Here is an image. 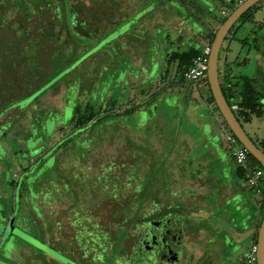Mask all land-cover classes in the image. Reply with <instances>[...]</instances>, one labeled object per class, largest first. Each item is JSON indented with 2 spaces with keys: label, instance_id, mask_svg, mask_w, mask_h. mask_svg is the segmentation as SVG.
Returning <instances> with one entry per match:
<instances>
[{
  "label": "rangeland",
  "instance_id": "rangeland-1",
  "mask_svg": "<svg viewBox=\"0 0 264 264\" xmlns=\"http://www.w3.org/2000/svg\"><path fill=\"white\" fill-rule=\"evenodd\" d=\"M83 1L94 6L89 0ZM105 1L104 4H107V1L113 0ZM199 1L206 11L205 20H210L205 31L197 20L188 15L191 13V8L187 4L189 1L184 4L186 6L184 8L178 5L177 0H118L114 11L111 10L116 17H122L125 13L127 16L134 10L137 12L120 22L113 29L114 31L108 34V38H103V35L101 37L103 39L100 40V43L103 42V48L92 55L89 54L83 65L76 67L73 91L69 90L66 95L61 96L64 92V88H61L59 93H49L44 96L48 109L53 110L51 114L47 113L44 107L35 109L31 106L26 115L19 118V113H24V108L29 105L33 97L23 95L18 99L20 108L12 109L10 112L9 121L13 124L5 123L2 126L8 133L0 144V264H57L49 257L55 258L56 253L44 244L50 227L48 225L43 227L42 221L48 224L52 210L58 205L51 200L49 202L53 209L46 205L39 208L38 201L48 198L47 193L43 196L44 192L65 193L72 196L82 193L83 202L87 196L92 198L94 205L99 204L92 214L93 221L101 219L104 214L108 216L109 225L122 220L123 216L119 208L129 203L131 188L125 187L122 192L124 195L118 199L104 194L107 198L101 200L103 186L107 183V176L104 174L108 170L105 169V173L101 174L103 179L94 175L100 173L95 165H99L102 161L108 165L110 159L116 160V164L125 161L127 166L132 165L130 169H133V173L140 178L138 182L142 183L146 180L148 184L145 192L148 191L153 195L157 190L162 194L170 192L171 197L159 193L160 201L165 202L166 205L182 202V205L189 206L200 200L210 204L208 210L212 219H205L203 216L193 217V215L184 217L188 231L190 230L191 233L196 228H203L200 240L205 248L210 245L204 241L205 239L214 240L217 246L214 253L216 264H250L246 255L253 242L249 232L254 228L255 223L250 215L256 207L253 197L259 200L261 193L256 192L249 198L247 193L243 192L244 189L249 191L248 188L243 186L242 181H239L235 175L236 165L225 139L226 131L221 127V118L212 108L213 105L204 100L207 78L187 82L181 77L183 80L174 83V67H171L166 80V84H171L168 86L169 92L158 91L149 99L150 104L147 108L140 112L122 114L118 134L114 133L107 139H102L96 146L92 141L85 146L75 144L74 148L68 150L69 152L66 151L65 146L56 150L59 145L57 140L61 135L57 134L58 127L66 124L73 116L74 103L78 99L75 94L80 91L79 83L82 78L80 70H84L89 76L85 78L83 86L99 90L101 84V91L105 95L107 87L111 86L110 81L114 72L118 76L117 81L119 78H126V80L124 78L126 84L123 83L122 86H129L130 75L134 77L138 69L147 68L151 60H154L153 64L159 63L162 59L157 58L156 55L160 57V51L166 50L170 45L172 33L179 32L193 41H198L200 45L208 42L216 26V20L220 15L222 16L221 11L232 9L231 6L236 0ZM94 9L98 11L97 6ZM253 9V19L237 20L223 40L218 55V79L224 90L227 78L233 83L237 78L254 79L253 85L262 94L260 101L264 103V24H261L264 20V2L258 1L253 5ZM108 27L109 24L103 19L101 28L105 31ZM120 34H125L120 46H117V42L111 46L107 44L108 39H116ZM134 39L141 40V43L133 44ZM179 39L173 37L171 45L180 44ZM186 43L192 45L191 40ZM141 47L142 50L137 52L138 55L133 56ZM170 50L171 48H168L167 52ZM156 68L154 65L153 71H156ZM122 72L125 74L123 75ZM153 76L154 73L143 74L140 81L135 80V86L147 88L152 84L155 90L156 80ZM139 83L142 86H139ZM121 84L122 82L119 81V85ZM184 91L190 93L199 103L200 109L206 110L210 118L215 120L208 122L209 119H206L205 114L199 115L196 111L185 112L184 106L187 100L184 95L181 96ZM134 100L135 102L139 100L138 93H135ZM33 109L36 110L34 113L31 112ZM31 114L35 115V118L39 117L37 123L32 119ZM5 118L0 119V124L4 123ZM238 120L251 140L264 151V104L261 106L260 116L253 113L250 121L245 122L240 116ZM70 127L69 125L65 132L69 131ZM161 130L165 134L158 133ZM90 138L89 140L93 139L92 135ZM165 145L168 146L164 147ZM41 155L43 157L40 159ZM182 157L185 162L180 161ZM96 161L99 162L95 164ZM190 162L194 168L200 167V171L206 176H212L217 185L211 193L207 192L201 199L199 193L204 189L202 183L205 178L200 174L193 178L188 175V169L183 172L180 168L181 165H189ZM148 176H156L159 179L152 188L149 186ZM225 184H230L237 190L240 199L238 205L231 199L226 202L219 201V187ZM229 187L227 186L226 195L231 190ZM261 190L264 192V184ZM144 206L146 211L145 203ZM182 208L186 211L188 207L182 206ZM115 212L118 215L113 217L112 214ZM63 218L62 216L58 218L62 221L63 233L70 236L73 230ZM216 221L218 223H215ZM214 224H217L219 229L214 230ZM29 230H34L36 234L27 233ZM38 232L40 238L37 236ZM62 246L65 244L63 243ZM95 247L96 245L93 249ZM194 251L195 255H198L196 248ZM90 255H94V250Z\"/></svg>",
  "mask_w": 264,
  "mask_h": 264
},
{
  "label": "trees",
  "instance_id": "trees-1",
  "mask_svg": "<svg viewBox=\"0 0 264 264\" xmlns=\"http://www.w3.org/2000/svg\"><path fill=\"white\" fill-rule=\"evenodd\" d=\"M177 1L178 5L181 7L184 6V8H186L184 4L189 1L187 4L191 8V13L188 15L194 20H197L205 28V31L210 20H205L206 11L202 7V3L199 0ZM90 2L94 6H90L83 0H0V119L6 117L4 123L0 124V144L3 143V137L8 133L2 126L5 123L12 125L13 122L9 121L10 112L12 109L20 108L18 99L23 95L33 97L30 103H28V108H24V113H19V118L25 116L31 106H34L35 109L44 107L47 109L46 112L51 114L50 112L53 110L48 109L49 106L46 105L44 96L49 93H59L61 88H64L61 96L66 95L69 90L73 91L75 69L79 65H83L84 60L90 55L100 48H103V42L100 43L101 39L108 38V34L114 31L113 29L120 22L137 12L134 10L127 16L125 13L122 17H116L111 10L114 11L118 0L107 1V4H104L106 2L105 0H89ZM96 6L98 11L94 9ZM235 6L236 2H233L231 7L233 8ZM137 10L139 11L138 8ZM253 13L254 9L252 6L237 20L244 18L252 20ZM225 18L223 17L219 23L221 24ZM103 19L109 24V27L105 31L101 28ZM215 31L216 29L210 35V43L214 38ZM124 35L120 34L116 39H108L107 44L111 46L117 42V46H120V41L124 38ZM171 35L170 45L166 47V50L160 51V57L156 55L157 58L162 60L154 64V60H151L152 62L148 64L147 68L141 67L138 69L134 77L130 75L131 82L128 83L129 86H122L126 80L123 77L125 72H122L123 78H119V81L122 82L121 85H119V81H117L118 76L114 72V76L111 77L110 81L111 86L107 87L105 95H103L101 84V89L99 90L98 88L93 90V88L83 86L85 78H89V76L84 70H80L82 78L79 83L80 91H77V94H75L78 99L74 103L73 116L66 124H61L58 127L57 134L61 135L58 137V140L56 139L58 141L56 142L59 144L56 150L61 148V146H65L67 147L66 151L69 152L68 150L74 148L75 144L85 146L92 141L96 146L102 139H107L108 136H112L114 133L118 134L121 125L120 116L122 114L140 112L144 108H147L148 104H150L149 99L157 94L158 91L169 92L168 86H171V84H166V80L171 71V67H174L173 82L179 83V81L183 80L181 77H183L184 71L191 65L193 58L199 53L200 47L198 43H193V39L179 32L172 33ZM173 37L180 38V44L171 45ZM189 40L192 41V45L186 43ZM140 41L134 39L133 44L137 45L141 43ZM144 41L146 42V40ZM168 48H171L169 52H167ZM141 50L142 47L134 55L132 53V55L137 56V52ZM154 65L157 67L155 69L156 71H153ZM151 73H154L153 79L155 78L156 80L155 90H153L152 84L147 88H137L135 86V80L140 81L143 78V74ZM232 84V89L224 90L222 86L221 89L228 103L229 96L233 95L235 101L239 104L240 111L235 114L237 120L238 116H240L245 122L250 121L253 113L260 116L261 106L264 104L260 99L263 96L255 89L253 85L254 79L245 77L237 78L236 82H232ZM139 86L142 85L139 83ZM206 86L207 92L206 95H203L204 100L212 104V108L218 112V116L222 122V129L232 133L214 103L207 79ZM135 93L139 94V100L137 102L134 100ZM182 95L187 100L184 106L185 112L191 110L196 111L199 115L207 114L206 110L200 109L199 103L190 93L184 91ZM94 97L100 100H95ZM159 102L161 101L159 100ZM35 109L31 112L34 113L36 111ZM38 118L32 115V119L36 123L38 122ZM69 125L71 126L69 131L65 132ZM91 135L93 139L89 140L91 139ZM103 135H106V137H103ZM42 157L43 155L39 158L41 159ZM109 161L110 163L108 165H105L103 161V165H95L99 168L100 173L99 175L94 173V175L96 177L101 176V174L105 173V169L108 170L104 174L107 176V183L103 186V191L113 199H118L121 195H124L122 192L125 187L129 186L131 188L129 203L121 206L119 211L124 220L125 218L129 219V223L138 222L143 216L141 209L144 203L146 204L148 202L149 204L157 205L160 201L161 196L159 193L161 192L157 190L154 195L148 191L145 192L148 189V184L146 180L142 183L138 182L140 178L136 173H133V169H130L132 165L127 166L125 161L121 162V164H116V160L114 159H110ZM98 162L96 161L94 163L96 164ZM249 162L252 165H260L250 153ZM247 174L248 172L244 168L235 167V175L239 181H242V185L243 181L247 178ZM101 177L103 179V176ZM148 179L150 180L149 186L151 188L159 182L156 176H148ZM137 191L141 192L139 196H136ZM254 193L252 192L250 194ZM162 195L172 196L170 192ZM262 196L261 214L263 215L264 192H262ZM168 205L174 211H179L180 209L185 211L182 208L184 205L180 206V203L179 205L175 203H169ZM185 212H188L187 215L193 214V211L187 210V208ZM117 215V212L112 214L113 217ZM256 238L257 235L253 238V243H256Z\"/></svg>",
  "mask_w": 264,
  "mask_h": 264
},
{
  "label": "flooded vegetation",
  "instance_id": "flooded-vegetation-1",
  "mask_svg": "<svg viewBox=\"0 0 264 264\" xmlns=\"http://www.w3.org/2000/svg\"><path fill=\"white\" fill-rule=\"evenodd\" d=\"M100 164L103 165L102 162ZM45 193L48 198L38 201L39 208L45 205L52 208L51 200L58 205L52 208L48 224L42 221L43 227H50L46 243H43L56 253V257L47 255L57 264H216L214 253L217 247L214 240L205 239L210 244L205 248L200 240L202 231L198 228L191 233L188 231L184 221L187 214L183 209L174 211L163 201L157 205L147 202L146 211L144 205L141 209L143 216L140 221L129 223V219L122 218L109 225L105 214L93 221L92 214L99 204L94 205L91 197L86 196V202H83L82 193L72 196L44 192L43 196ZM101 194V200L107 198L104 197V194L107 196L106 192ZM136 194L139 196L141 192L137 191ZM59 216L64 217L65 223L72 228L70 236L64 235ZM32 232L35 233L34 230L27 231ZM63 243L65 246H62ZM194 248L198 255H195ZM93 250L94 255L91 256Z\"/></svg>",
  "mask_w": 264,
  "mask_h": 264
},
{
  "label": "water",
  "instance_id": "water-1",
  "mask_svg": "<svg viewBox=\"0 0 264 264\" xmlns=\"http://www.w3.org/2000/svg\"><path fill=\"white\" fill-rule=\"evenodd\" d=\"M260 0H245L241 4L235 6L226 16L225 20L217 27L214 38L211 42V51L208 59L207 81L214 98V103L218 108L223 120L229 130L234 134L238 141L247 148L249 153L259 162L264 169V151H262L247 135L235 114L230 109L228 102L222 92L218 79V55L222 42L227 35L229 29L237 21V19L250 7ZM257 264H264V214L257 230L256 238Z\"/></svg>",
  "mask_w": 264,
  "mask_h": 264
},
{
  "label": "built area",
  "instance_id": "built-area-1",
  "mask_svg": "<svg viewBox=\"0 0 264 264\" xmlns=\"http://www.w3.org/2000/svg\"><path fill=\"white\" fill-rule=\"evenodd\" d=\"M245 0H236V5L241 4ZM264 2V0H261ZM230 8L221 11L223 16H227L230 13ZM211 51V43L208 41L204 43L199 53L193 58L191 65L184 71L183 79L187 82L199 81L206 79L208 66L209 54ZM233 84L231 81L225 82V89H232ZM230 109L234 114L240 111L239 104L235 101L233 95L229 96ZM226 131V141L229 144V150L231 157L236 166L244 168L248 172L247 178L243 181V185L248 188V190H254L256 192H261V186L264 184V169L260 165H252L249 162V151L245 146H243L234 134ZM257 245L252 243L247 252L246 258L247 262L250 264H257L256 259Z\"/></svg>",
  "mask_w": 264,
  "mask_h": 264
},
{
  "label": "crops",
  "instance_id": "crops-1",
  "mask_svg": "<svg viewBox=\"0 0 264 264\" xmlns=\"http://www.w3.org/2000/svg\"><path fill=\"white\" fill-rule=\"evenodd\" d=\"M223 17H225V16H221L220 15V17L218 18V20H216V26L214 27V29L213 30H215V29H217V27L220 25V23H219V21L223 18ZM263 19H264V17H263ZM261 24H264V20H263V23H261ZM213 30H212V32H213ZM201 35H202V33H201ZM197 43L198 41H193V43ZM206 43V42H205ZM199 45V47L201 48V46L203 45H200V44H198ZM227 61V60H226ZM229 81V80H228ZM206 88H207V86H206ZM206 92H207V90H206ZM203 93V92H202ZM201 93V94H202ZM204 95V94H203ZM217 112V111H216ZM205 117H206V119H209L208 120V122L210 121H212V119L210 118V116L208 115V114H205ZM213 120H215V119H213ZM218 121V120H217ZM220 124V123H219ZM158 133H160V134H165L164 132H163V130H161V131H159ZM166 146H168V145H165L164 147H166ZM181 152H182V150H181ZM166 158H167V156H166ZM173 158V157H172ZM180 161H182V162H185L186 160H184L183 159V157L181 158V160ZM180 168L182 169L181 171H183L184 172V170L185 169H188V175L189 176H191V177H195V175H199L200 174V176L202 175V177H204L205 179H204V181H203V187H204V189H203V191L202 192H200L199 193V195H200V199L202 198V197H204V195L208 192V193H211L212 192V189L215 187V186H217V185H215V183H214V180H213V177L212 176H206V174L204 173L203 174V171H200V167L199 168H194V166H192V163L190 162V164L189 165H186V164H183V165H181L180 166ZM217 182H218V180H216ZM227 186H230L229 188H231V190L229 191V194L228 195H226L225 193H227L228 191H226V189H227ZM220 189H219V197H218V199H219V201L221 202V201H223V200H225V202L226 201H228L229 199H231L232 200V202L233 201H235L236 202V204L238 205L239 204V202H240V199H239V196H238V193H237V190H235V188L232 186V185H223V186H220L219 187ZM245 188V187H244ZM228 190V189H227ZM243 191V190H242ZM244 193H247V195L249 196V198L250 197H253V194H250V193H252V192H255L256 193V191H254V190H249V191H247L246 189H245V191H243ZM262 192L263 191H261L260 193L261 194H259V193H257V194H259V196H260V199L259 200H255L254 199V197H253V200H254V202H256L255 203V210H254V212H253V214H251L250 215V218H253V220L255 221V223H254V228H251L250 229V235L254 238L256 235H257V230H258V227H259V225H260V222H261V220H262V217H263V215L261 214V210H260V208H261V203H262V199H263V197H262ZM174 203V202H173ZM180 203V206L183 204L182 202H175V204H179ZM205 206V207H204ZM184 207H188L187 208V210H191V211H193V214H191V215H193V217H195V216H203V217H205V219H212V215H210V211L208 210L209 208H210V204H207L206 202H201V200L200 201H197L195 204H192V205H189V206H186V205H184ZM191 207V208H190ZM198 207V208H197ZM199 209V210H198ZM194 213H195V215H194ZM217 221H218V219H216ZM215 222V223H218V222ZM253 223V222H252ZM214 228H215V230H217V229H219L218 228V226H217V224H214ZM199 229V228H198ZM203 228H201L199 231H203L202 230ZM209 230V228H207V231ZM209 232V231H208ZM203 233V232H202ZM201 236H202V234H201ZM253 243V242H252ZM217 247V246H216Z\"/></svg>",
  "mask_w": 264,
  "mask_h": 264
}]
</instances>
